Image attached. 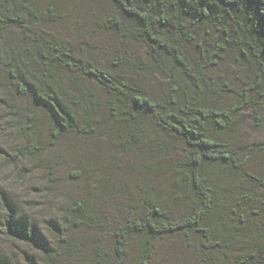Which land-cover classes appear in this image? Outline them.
<instances>
[{
    "label": "trees",
    "instance_id": "trees-1",
    "mask_svg": "<svg viewBox=\"0 0 264 264\" xmlns=\"http://www.w3.org/2000/svg\"><path fill=\"white\" fill-rule=\"evenodd\" d=\"M111 2L116 12L104 17V26L121 39L142 43L148 58L133 62L135 74L163 77L162 90L131 77L121 57L103 65L94 55L79 54L72 44L45 34L35 0H0V106L14 113L22 132L16 157L39 161L50 179L57 180L53 150L71 134L90 138L105 128V102L82 87L94 80L115 99L117 105L108 100L111 116L132 137L144 136L146 122L153 120L182 156L156 168L168 170L167 165L179 173L183 210L173 209L177 198L171 196L147 203L138 216H125L110 230L111 264H128L134 236L140 241L136 264H150L155 240L179 235L198 237L204 263L217 264L213 254L222 253L220 264H264V168H249L248 157L230 138L240 113L251 110L257 120L262 116L264 0ZM229 47L253 67L242 88L229 81L220 84L210 72ZM222 91H232L231 99L213 94ZM170 144L161 141L158 146ZM263 150L264 144L252 149ZM70 172L81 175L78 169ZM65 208L66 234L93 220L86 215L85 200ZM2 225L13 240L40 245L29 218L9 213ZM62 240L71 241L66 236ZM96 250L100 264L101 251H107ZM0 264H6L3 258Z\"/></svg>",
    "mask_w": 264,
    "mask_h": 264
},
{
    "label": "rangeland",
    "instance_id": "rangeland-1",
    "mask_svg": "<svg viewBox=\"0 0 264 264\" xmlns=\"http://www.w3.org/2000/svg\"><path fill=\"white\" fill-rule=\"evenodd\" d=\"M35 4L41 14L39 27L45 34L72 44L79 54L94 55L103 65L121 57L123 70L155 91L166 85L163 77L150 79L135 74L138 69L133 62L148 55L141 42L121 39L104 26V17L116 12L111 0H35ZM51 15L57 16L56 19ZM235 52L229 47L210 72L220 84L229 81L234 88H242L252 78L253 67ZM82 87L98 97L102 105L105 102L102 127L110 136L100 137L101 130L90 138L73 134L65 137L51 155L57 159L54 174L57 180L50 179L48 168L39 161L16 157L22 132L14 113L0 106V258L6 264H96L97 247L107 251L106 254L101 251L100 264H111L110 230L124 221L125 216H138L147 203L171 196L177 198L173 209L183 210L179 173L169 170L166 164L168 170L156 168L166 161H181V148L153 120L146 122L144 136L132 137L111 116L108 100L117 105L115 99L94 80L85 81ZM231 92L213 94L226 101L231 99ZM261 111L259 120L253 118L251 110L240 113L230 133L233 145L248 157L249 168H264V150L252 151L264 144V105ZM161 141H171V147L158 146ZM73 169H78L81 175L72 176ZM77 200H85L86 215L93 220L88 226L75 227L71 234H66L65 205L69 208ZM9 213L32 220L40 245L16 241L5 234L2 223ZM65 236L71 240L70 244L62 240ZM201 244L195 235L157 238L150 264H207L201 257ZM139 255L140 241L134 236L127 263H138ZM213 256L217 264L223 260L222 253Z\"/></svg>",
    "mask_w": 264,
    "mask_h": 264
}]
</instances>
